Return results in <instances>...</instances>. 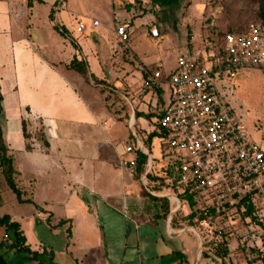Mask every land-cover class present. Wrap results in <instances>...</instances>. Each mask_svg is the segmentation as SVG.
<instances>
[{"label": "crops", "instance_id": "1", "mask_svg": "<svg viewBox=\"0 0 264 264\" xmlns=\"http://www.w3.org/2000/svg\"><path fill=\"white\" fill-rule=\"evenodd\" d=\"M76 12L67 0H0V123L25 200H18L0 172V215L20 224L25 247L37 253L32 258L8 247L6 228L0 224V264H222L211 255L199 228L174 225L183 203L171 187L151 191L154 184L147 175H131L118 165L121 158L135 157V152H126L129 145L135 149L132 136L146 149L143 139L155 132L151 151L146 149L148 172L154 169L167 177L163 134L154 114L149 119L145 115L169 103L168 78L155 92L149 91L148 103H140L138 111L133 107L128 118L120 120L122 115L106 104L103 83L86 80L68 65L74 57H84L95 77L105 82L108 72L104 74L99 56H108L111 46L136 49L141 39L120 45L113 25L106 35L98 30L97 19L88 32L93 35L79 38L69 19ZM87 26L79 32L87 31ZM155 39L159 38H145ZM105 113L112 119L110 127L124 123L129 131L122 135L110 131L102 118ZM9 190L14 194L10 198ZM162 198L169 201L167 215ZM183 210L188 213L186 207Z\"/></svg>", "mask_w": 264, "mask_h": 264}, {"label": "rangeland", "instance_id": "2", "mask_svg": "<svg viewBox=\"0 0 264 264\" xmlns=\"http://www.w3.org/2000/svg\"><path fill=\"white\" fill-rule=\"evenodd\" d=\"M67 1L77 9L75 14L70 13L69 18L77 37H87L94 19L101 22L98 30L106 35L111 32L107 27L113 25L115 28V20L126 19L129 29H133L129 32V40L141 39L136 49L134 46H111L108 56H99L104 74L108 72L100 89L107 106L122 115V121L128 118L126 116L133 107L138 111L140 103H148L150 90L145 86L147 78L160 72V82L153 88L155 92L157 87H161V80L167 79L179 56L192 53L216 60L226 34L245 32L252 23L261 24L264 28L258 18L260 0H178L171 7L154 5L151 0ZM80 21L88 25L87 31H77ZM156 27L160 31L159 39L147 42L145 38L151 39L149 32ZM115 42L116 39L113 44ZM157 58L161 60L157 61ZM90 59L92 61L93 57L90 56ZM159 63L163 65L157 67ZM92 68L98 71L93 61ZM221 88L227 94L236 116L247 126L251 138L264 147L263 74L256 69H244L234 79H226ZM102 118L107 119L109 130L115 134L122 135L123 131H129L124 123L110 127L112 119L107 113ZM153 121H156L155 117ZM157 151L155 145L153 154H157ZM261 179L262 187L253 189V212H248L239 197L231 196L235 191H246L237 182H231L228 186L223 185L221 190L227 193L226 210L220 215H212L207 220L209 227L201 226L206 241H225L227 264H264V173ZM9 193L6 195L9 198L14 195L11 190Z\"/></svg>", "mask_w": 264, "mask_h": 264}, {"label": "built area", "instance_id": "3", "mask_svg": "<svg viewBox=\"0 0 264 264\" xmlns=\"http://www.w3.org/2000/svg\"><path fill=\"white\" fill-rule=\"evenodd\" d=\"M83 29L85 24L80 22L78 30ZM115 30L117 43L127 45L129 22L115 20ZM149 35L159 38L160 31L156 27ZM223 52L225 65L216 71L192 53L177 58L167 77L171 98L162 109L157 128L163 134L164 158L177 171L180 185L202 201L205 216L226 210L223 185L237 182L246 191L263 185L264 147L251 138L221 86L244 69L259 70L264 76V28L252 23L245 32L226 34ZM159 75L158 71L147 78L149 90L160 82ZM139 148L146 154L142 145ZM126 152L135 149L129 145ZM118 165L136 174L135 157L121 158ZM142 180L145 184L146 177ZM8 236L5 233L6 239Z\"/></svg>", "mask_w": 264, "mask_h": 264}, {"label": "trees", "instance_id": "4", "mask_svg": "<svg viewBox=\"0 0 264 264\" xmlns=\"http://www.w3.org/2000/svg\"><path fill=\"white\" fill-rule=\"evenodd\" d=\"M154 5L160 6V7H171L177 3L178 0H151ZM51 18L53 19V12L51 14ZM258 18L262 22V26L264 24V0H260V6L258 11ZM261 25V24H260ZM55 27L59 30L61 29L62 34H66L67 31L60 25L56 24ZM264 27V26H263ZM224 43V40H223ZM73 45L80 52V46L73 41ZM223 47L221 49L219 57L217 59H209V58H203L199 56V60L203 64H210L212 71H216L219 68L224 67L225 60L223 55ZM217 63V66L215 64ZM68 68L75 70L76 72L83 75L86 80L91 81L94 84H102L104 81L99 80L95 77V75L90 71L89 64L87 60L84 57H81L80 59L77 57H74L71 63L68 65ZM2 101V96L0 92V105ZM2 108L0 107V114H1ZM154 114V117H156L157 122L156 126L158 128V120L163 114V110H160L156 113H149L145 115L148 119L151 118ZM141 114L136 112V117H140ZM128 117V115L126 116ZM23 132L25 138L29 137V133L27 130V124L26 121H23ZM156 136L155 132H152L147 135L146 138L143 139V144L146 147V149L150 152L151 146H152V140ZM132 140L135 143V158L137 161V171L136 175L141 178L142 175H147V179L149 182H152L154 185H152L149 190L151 191H161L166 187H171L173 191L180 197L183 205L181 208L176 212V214L173 217V223L174 225H177L178 227L182 225H190L199 228L202 231L201 226H208L207 220L211 216H205L203 214V210L201 208L202 201L192 195L188 192L187 189L183 188L180 185L179 182V175L177 171L172 166H168L166 169V178L159 176L154 169H151L148 172V165H149V158L148 155L145 154L139 146H137L136 139L132 136ZM27 148H30L29 144L27 145ZM0 172L4 175L6 184L8 187L16 194L18 200L20 202H24L25 200L22 198V192L18 188L16 181H15V174L16 169L14 166L13 158L8 154V148L5 142L4 138V130L2 128V125L0 123ZM167 181H166V180ZM258 189V188H256ZM254 191L253 189L249 191H245L244 193L235 191L232 193L231 196L233 197H239L241 203L245 205L248 209V212H253L254 207L252 204V195ZM227 198V195H226ZM225 198V200H226ZM224 200L225 206L228 205V202ZM162 201L165 203V215L168 214L170 205L169 201L167 199L162 198ZM0 203H1V197H0ZM183 207H186L188 209V213H185L183 210ZM0 224L3 225L6 228V232L8 233V239H7V246L10 248L17 249L20 252H26L31 255L32 258L37 257L36 252L30 251V249L25 247L26 238L23 233V230L18 222L11 221V218L8 215H0ZM209 227V226H208ZM203 235V231H202ZM204 236V235H203ZM205 245L209 248L211 255L214 258H220L222 259V264L225 263V259L228 257V249L225 241H217V242H208L206 241V237L204 236ZM264 258V257H263Z\"/></svg>", "mask_w": 264, "mask_h": 264}, {"label": "water", "instance_id": "5", "mask_svg": "<svg viewBox=\"0 0 264 264\" xmlns=\"http://www.w3.org/2000/svg\"><path fill=\"white\" fill-rule=\"evenodd\" d=\"M145 149V148H144ZM145 152H146V154L148 155L149 153H148V151L145 149Z\"/></svg>", "mask_w": 264, "mask_h": 264}]
</instances>
